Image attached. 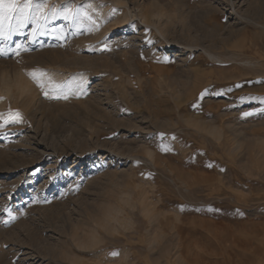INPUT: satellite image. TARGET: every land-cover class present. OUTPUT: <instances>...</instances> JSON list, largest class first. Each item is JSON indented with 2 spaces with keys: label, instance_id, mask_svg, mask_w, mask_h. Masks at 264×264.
<instances>
[{
  "label": "rangeland",
  "instance_id": "obj_1",
  "mask_svg": "<svg viewBox=\"0 0 264 264\" xmlns=\"http://www.w3.org/2000/svg\"><path fill=\"white\" fill-rule=\"evenodd\" d=\"M227 1H237L235 12L219 0H47L49 10L92 2L102 17L119 11L80 35L61 17L50 20L49 30L63 28L66 41L48 35L32 43V26L12 37L11 46L32 50L0 58V76L37 68L63 80L83 73L86 94L26 112L23 100L0 93V112L11 107L25 120L0 134V219H7L4 206L18 217L0 224V264H257L264 117L243 113L264 104L240 98L264 96V84L255 83L264 81V0ZM213 36L224 46L214 49ZM105 40L112 51L88 50ZM161 142L173 151L161 152Z\"/></svg>",
  "mask_w": 264,
  "mask_h": 264
},
{
  "label": "snow or ice",
  "instance_id": "obj_2",
  "mask_svg": "<svg viewBox=\"0 0 264 264\" xmlns=\"http://www.w3.org/2000/svg\"><path fill=\"white\" fill-rule=\"evenodd\" d=\"M118 9L113 8L108 17H102L101 13L96 11L93 3L89 2L84 9L75 10L72 7H66L64 10H56L48 8L47 0H0V58L20 57L22 53L31 52V48L27 44H16L14 47L10 45L14 35H24L25 29L32 26V30L26 35L30 38L32 43H36L41 36L51 35L54 39L59 41H66L68 38L67 32L61 28L59 30H49L48 23L50 20H55L61 17L63 20L69 22L74 26L73 35H80L82 31L89 33L96 32L100 29L103 23L109 22L118 13ZM92 13H95V17ZM87 25V27H86ZM43 47V45H40ZM89 51H112L108 40L101 43L99 48L90 46ZM164 62H170L165 58ZM30 79L40 89L41 94L46 100H64L68 101L70 98H77L86 94L84 87L86 81L83 79V73L78 74L77 77L59 81L56 79L57 74L49 72L44 69H34L26 73ZM255 83H262L264 81H256ZM240 88L242 85H236ZM207 92V90H206ZM221 95V92L214 93ZM205 93L201 94V99L204 98ZM245 101H259L264 104V96H248L241 97L240 102ZM0 102H3V97H0ZM244 117L261 116L264 117V110L261 112L245 111ZM25 123L24 116L19 110H13L11 107L6 112H0V134L7 135V129L10 127L21 126ZM164 134H160L161 141ZM171 139L175 140L173 136ZM159 150L164 153L172 152L173 149L164 143L158 144ZM211 167V165H209ZM11 199V197H9ZM48 203L49 201L35 200V203ZM214 211L213 209H209ZM6 214L7 219H0V224L10 226L11 223L17 220L16 212L4 206L2 209ZM112 256H118L119 253L113 251Z\"/></svg>",
  "mask_w": 264,
  "mask_h": 264
},
{
  "label": "bare ground",
  "instance_id": "obj_3",
  "mask_svg": "<svg viewBox=\"0 0 264 264\" xmlns=\"http://www.w3.org/2000/svg\"><path fill=\"white\" fill-rule=\"evenodd\" d=\"M221 3H222V5H223V7H222V9H229V10H234V12H235V6H237V5H235V2H237V1H227V0H219ZM209 2H210V0H209ZM218 2V1H217ZM258 2V1H257ZM219 3V2H218ZM244 4H245V2H244ZM243 3H241V5L243 6L244 5ZM206 5V4H205ZM213 5V4H212ZM210 6H211V4H210ZM209 6V7H210ZM218 6V5H217ZM143 8V7H142ZM215 8H217L216 6H215ZM237 8V7H236ZM240 8H241V6H240ZM255 8H256V6H255ZM147 9V8H146ZM207 9H208V7H207ZM214 10V9H213ZM147 12H149L148 10L147 11H145L144 10V8L143 9H140V11H139V13H140V17L142 18V19H145V20H149V16H151V15H149L148 16V14H147ZM209 12H210V10H209ZM150 13V12H149ZM220 13H222V11L220 12ZM238 13V12H237ZM236 14V13H235ZM234 14V15H235ZM163 15V14H162ZM184 16V15H183ZM217 16V15H216ZM181 17V16H180ZM154 18H156V20H158V21H160L161 20V17H160V15L158 14V15H155V17ZM163 18V17H162ZM152 19V18H151ZM183 19H184V17H183ZM153 21V20H152ZM155 21V20H154ZM161 21H163V19L161 20ZM167 21H169V20H167ZM171 22H172V20H171ZM181 22V21H180ZM196 22V21H195ZM153 23H156V22H153ZM169 23H170V21H169ZM173 23V22H172ZM186 23V22H185ZM213 23V22H212ZM198 25H199V22L197 23ZM160 25H161V23H160ZM163 25V24H162ZM181 25V24H180ZM192 25V24H191ZM201 25V24H200ZM153 27H154V25H152ZM157 26V25H156ZM182 26H183V24H182ZM189 26V25H188ZM164 27V26H163ZM195 27V26H194ZM219 27V26H218ZM168 28V27H167ZM223 28H224V26H223ZM158 29H160V31H161V28L160 27H157V30ZM171 29V28H170ZM221 29V28H220ZM216 30H217V28H216ZM223 30V29H222ZM169 31V30H168ZM174 31H175V28H174ZM177 31V30H176ZM182 32V31H181ZM183 32L186 34V35H188L189 36V34H188V31H187V28H185V25H184V29H183ZM182 32V33H183ZM215 33H217V31H214ZM225 32V31H224ZM190 33V32H189ZM208 33V32H207ZM139 34V33H138ZM161 34V33H160ZM172 34V33H171ZM209 34H210V32H209ZM174 35V34H173ZM177 35V34H176ZM183 35V34H182ZM222 35V34H221ZM207 35L206 34H203V37H206ZM216 36V35H215ZM215 36H213V38H212V43H213V46L212 47H214V49H215V47L217 46V45H219L220 44V42H221V45H223L224 43V41L222 42V41H220L217 37H215ZM218 36V35H217ZM254 36V35H253ZM252 36V37H253ZM185 37V36H184ZM208 37V36H207ZM220 37V36H219ZM223 37V36H222ZM263 37V36H262ZM261 37V38H262ZM122 38V37H121ZM242 38V37H241ZM223 39V38H222ZM246 39V38H245ZM249 38H247V40H248ZM207 41H208V39H207ZM239 41V40H238ZM237 41V42H238ZM258 41V40H257ZM117 42H118V40H117ZM188 42V41H187ZM201 43V42H200ZM211 43V44H212ZM223 43V44H222ZM245 43V42H244ZM244 43H240V44H244ZM192 45H193V43H192ZM195 45V44H194ZM239 45V44H238ZM252 45H253V43H252ZM224 46V45H223ZM242 46V45H241ZM240 46V47H241ZM246 46V45H245ZM248 46V45H247ZM195 47V46H194ZM197 47V46H196ZM210 47H211V45H210ZM219 47H221V46H219ZM226 47V46H225ZM228 47V46H227ZM235 47V46H234ZM217 48V47H216ZM245 48V47H244ZM255 48V47H254ZM209 49V48H208ZM220 49V48H219ZM218 49V50H219ZM223 49H224V47H223ZM232 50V49H231ZM234 50V49H233ZM238 50H240L239 48H238ZM230 51V50H229ZM242 51V50H241ZM225 54V53H224ZM67 55V54H66ZM210 55V54H209ZM211 56V58H214L212 55H210ZM210 58V57H209ZM237 58V57H236ZM184 60V59H183ZM45 61H47V60H45ZM55 61H57V63H65V64H68V65H73V66H77V65H83V64H86V63H88L89 61H87V60H84V59H79V60H74V59H72V58H62V59H57V60H55ZM92 61V60H91ZM100 61V60H99ZM218 61H222V60H218ZM240 61V60H239ZM246 61H248V60H246ZM127 62V61H126ZM250 62H251V60H250ZM233 63H235V62H233ZM238 63H240V62H237V64ZM94 64V63H93ZM97 64H99V63H97ZM236 64V63H235ZM241 64H242V62H241ZM245 64V63H244ZM108 65V64H107ZM250 65H252V64H250ZM255 65V64H254ZM60 66V65H59ZM86 66H88V65H86ZM92 66V65H91ZM130 66V65H129ZM93 67V66H92ZM99 67H101V65L99 66ZM131 67V66H130ZM129 67V68H130ZM133 67V66H132ZM102 68V67H101ZM100 68V69H101ZM115 68V67H114ZM51 69V68H50ZM99 69V70H100ZM113 69V68H112ZM134 69V68H133ZM132 69V70H133ZM154 69H156V68H154ZM163 69V68H162ZM115 70V69H114ZM129 70V69H128ZM131 70V69H130ZM131 70V71H132ZM144 70V69H143ZM117 71V70H116ZM124 71V70H123ZM52 73H56L57 74V76H56V79L57 80H59V81H63V79H64V77L61 75V73L60 72H58L57 70L56 71H51ZM101 72V71H100ZM113 72V74L115 73H117V72H114V71H112ZM107 73L108 74H110V76H111V72H109V71H107ZM4 75H2V76H0V93L1 94H4L6 97H8V98H12V99H20V100H23V111H26V112H28L29 110L31 111L32 110V108H33V106H36V109L37 108H45L46 107V105H53V103L52 102H46L45 100L46 99H44V97H42L41 95V91H40V89L36 86V84L30 79V77L26 74V71H22V69L19 71V70H17L16 71V73L14 72V76L11 78V77H9V75H5V72L3 73ZM112 74V75H113ZM73 76L72 77H77V75H75V74H72ZM67 76V75H66ZM84 77V76H83ZM67 80V79H66ZM105 80V79H104ZM101 84V83H100ZM103 86V85H102ZM96 87V86H95ZM94 88V87H93ZM98 88V87H97ZM92 89V88H91ZM94 90V89H93ZM89 91V90H88ZM125 91V90H124ZM95 92H97L96 90H95ZM94 92V93H95ZM136 92V91H135ZM173 92V91H172ZM173 93H176V92H173ZM97 95H98V93H96ZM177 94V93H176ZM175 95V94H174ZM91 97H92V95H91ZM91 97H90V99H91ZM93 97H95L94 95H93ZM101 97V96H100ZM109 97V96H108ZM89 98V97H88ZM95 99V98H94ZM101 99V98H100ZM99 99V100H100ZM73 100H74V104H75V99L73 98ZM81 100V99H80ZM96 101L98 100V98L96 97V99H95ZM94 100V101H95ZM102 100V99H101ZM105 100V99H104ZM49 101V100H48ZM70 101V100H69ZM91 101V100H90ZM90 101L88 102V101H86L87 102V104L88 103H90ZM95 101V102H96ZM103 101V100H102ZM55 102H57V101H55ZM65 102H68V101H65ZM84 102V101H83ZM86 102L84 103L85 105H86ZM99 102V101H98ZM18 103H19V101H18ZM63 103V102H62ZM103 103V102H102ZM60 104H61V102H60ZM68 104H70V103H68ZM77 104H78V102H77ZM90 104H92V103H90ZM100 105V104H99ZM98 105V106H99ZM20 106V105H19ZM18 106V107H19ZM22 106V105H21ZM55 106H57V105H55ZM61 106V105H60ZM64 106H66V105H64ZM70 106H73V105H69V107ZM87 106V105H86ZM97 106V105H96ZM59 107V106H58ZM74 107V106H73ZM83 107H85V106H83ZM88 107V106H87ZM49 108V107H48ZM67 108V107H66ZM71 108V107H70ZM75 108V107H74ZM63 109V108H62ZM101 109V108H100ZM39 110H41V109H39ZM68 110H70L69 108H68ZM44 111V110H43ZM41 112V111H40ZM104 112V111H103ZM31 113V112H30ZM37 113V112H36ZM101 113V112H100ZM25 114V113H24ZM95 114V113H94ZM25 115H27V114H25ZM28 115H31V114H28ZM106 115H108L109 116V114H106ZM161 115V114H160ZM107 116V117H108ZM37 117V116H36ZM103 117V116H102ZM111 117V116H110ZM159 118V117H158ZM109 119H111V118H109ZM108 120V119H107ZM109 121V120H108ZM110 122V121H109ZM121 122V121H120ZM115 123V122H114ZM120 124V123H119ZM116 125V124H115ZM123 125V124H122ZM121 125V126H122ZM204 125V124H203ZM120 127V126H119ZM123 127V126H122ZM207 127H208V125H207ZM124 128V127H123ZM174 127H172L171 129H173ZM201 128V127H200ZM12 129V128H11ZM125 129V128H124ZM18 130V129H17ZM115 130V129H114ZM123 130V129H122ZM202 130V129H201ZM205 130H207L208 131V129H205ZM211 130V129H210ZM81 131V130H80ZM167 131V130H166ZM206 131V132H207ZM15 132H17V131H15ZM205 132V133H206ZM209 132V131H208ZM141 133V132H140ZM138 134V133H137ZM82 135V134H81ZM21 138V137H20ZM35 140V139H34ZM124 141V140H123ZM39 142V141H38ZM143 142V141H142ZM20 143V142H19ZM34 143V142H33ZM37 143V142H36ZM42 143V142H41ZM16 144V143H15ZM29 144H31V143H29ZM124 144V143H123ZM129 144V143H128ZM144 144V143H143ZM44 145V144H43ZM11 147H13V146H11ZM17 147H20V146H17ZM26 147V146H25ZM47 147V146H46ZM49 147V146H48ZM33 148H36V146L35 147H33ZM33 148H31V149H33ZM45 148V147H44ZM37 149V148H36ZM132 149V148H131ZM2 150V149H1ZM23 150V149H22ZM29 150V149H28ZM15 151V150H14ZM35 151V150H34ZM41 151V150H40ZM4 152V151H3ZM28 152V151H27ZM36 152V151H35ZM42 152H43V150H42ZM48 151H46V153H47ZM75 152V151H74ZM24 153V152H23ZM32 153V152H31ZM45 153V154H46ZM53 153V152H52ZM72 153V152H71ZM8 154H10V153H8ZM11 154H12V152H11ZM44 154V155H45ZM138 154V153H137ZM5 155V154H4ZM15 155H17L16 153H15ZM40 155V154H39ZM43 155V154H42ZM50 155V154H49ZM80 155V154H79ZM117 155V154H116ZM7 156V155H6ZM6 156H4V157H6ZM20 155H18V157H19ZM21 157V156H20ZM46 157V156H45ZM123 157V156H122ZM0 158H1V156H0ZM22 158V157H21ZM41 157H39V159H40ZM4 159V158H3ZM10 159V158H9ZM12 159V158H11ZM34 159V158H33ZM35 159H37V157L35 158ZM49 159V158H48ZM132 159V158H131ZM136 159H138V158H136ZM1 160V159H0ZM16 160V159H15ZM19 160H22V159H19ZM41 160V159H40ZM40 160H38V161H40ZM56 160V159H55ZM17 161V160H16ZM2 162V161H1ZM25 162V161H24ZM31 162V161H30ZM10 163V162H9ZM31 163H33V161L31 162ZM56 164V163H55ZM157 164V163H156ZM22 165H23V162H22ZM25 165V164H24ZM32 165V164H31ZM160 165V163L158 164V166ZM10 166V165H9ZM17 166V165H16ZM27 166V165H26ZM25 166V167H26ZM161 166V165H160ZM159 166V167H160ZM162 167V166H161ZM4 168V167H3ZM10 168V167H9ZM15 168V167H14ZM20 168V167H19ZM72 168V167H71ZM2 169V168H1ZM8 170H10V169H8ZM70 170V169H69ZM173 170V169H172ZM53 172V171H52ZM65 173V172H64ZM11 174V173H10ZM52 174V173H51ZM89 174V173H88ZM179 174V173H178ZM47 175V174H46ZM48 176V175H47ZM181 176V175H180ZM58 178V177H57ZM98 179V178H97ZM188 179H189V177H188ZM192 180V179H191ZM45 182V181H44ZM92 182V181H91ZM185 183H186V181H185ZM185 185V184H184ZM40 186V185H39ZM31 191V190H30ZM61 194V193H60ZM262 202H264V201H262ZM58 206H59V204H58ZM112 210V209H111ZM101 211H103V210H101ZM91 216V215H90ZM104 216V215H103ZM103 216H101V217H103ZM106 216V215H105ZM100 217V218H101ZM104 218H106V217H104ZM108 219V218H107ZM264 219V218H263ZM261 220V221H259V223H257V237L259 238V241H258V244H257V248H255V249H252V250H254L253 251V255L254 256H256V258H255V261L257 262V264H264V220ZM95 220V219H94ZM114 220V219H113ZM101 221V220H100ZM102 225V224H101ZM256 234V233H255ZM77 237V236H76ZM75 238V236L73 237V239ZM79 237H77V239H78ZM247 239V238H246ZM245 239H243V241H244ZM244 242H246V241H244ZM82 243V242H81ZM253 244V243H252ZM245 245H246V248H250L251 246H250V243H248V241L245 243ZM82 246V245H81ZM245 248V247H244ZM243 248V249H244ZM252 248V247H251ZM242 249V250H243ZM245 250V249H244ZM251 250V251H252ZM241 253V252H240ZM247 254V253H246ZM244 255V254H243ZM248 256V255H247ZM251 256V255H250ZM244 257H246V255L244 256ZM23 259V258H22ZM26 259V258H25ZM244 261V260H243ZM247 263V262H246ZM248 264V263H247Z\"/></svg>",
  "mask_w": 264,
  "mask_h": 264
}]
</instances>
